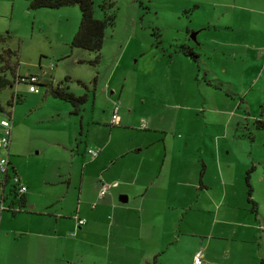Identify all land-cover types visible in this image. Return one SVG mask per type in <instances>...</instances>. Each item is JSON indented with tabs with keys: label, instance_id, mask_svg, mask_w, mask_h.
Returning a JSON list of instances; mask_svg holds the SVG:
<instances>
[{
	"label": "rangeland",
	"instance_id": "rangeland-1",
	"mask_svg": "<svg viewBox=\"0 0 264 264\" xmlns=\"http://www.w3.org/2000/svg\"><path fill=\"white\" fill-rule=\"evenodd\" d=\"M102 1L92 0L94 18L104 15L99 7ZM27 3L0 0V52L11 51L6 59L15 67L13 75L37 74L53 84L68 77L64 83L70 92L89 95L73 112L69 103L51 97L45 87L29 92L26 83L13 82L12 73L5 71L10 83L0 87V119L9 117L11 128L8 152L1 148L0 156L7 154V173L11 175L12 168L20 177L33 204L32 208L25 204L15 215L1 212L0 264H58L48 258L56 251L62 253L63 241H69L74 232L66 231L53 239L49 232L53 216L73 214L84 201L91 214L85 226H93V221L100 224L89 209L94 201L89 199V184L84 183L81 197L72 185L63 197V180L83 175L85 182L102 181L107 174L104 164H111L109 159L127 151L140 137L142 121L148 123V141L157 142L152 152L145 154L143 164H164L166 178L170 172L172 178L190 181L197 178L201 164H207L209 173L219 164V185L226 183V177H238L245 188L244 176L249 170L251 199L263 217V221L252 222L261 228L250 233L235 223L245 224L243 215L231 218L232 234L221 241L224 245L216 259L224 264H264V128L256 123L264 121V0H113L107 9L113 14V24L105 27L98 53L69 45L79 22L77 5L30 9ZM177 44L191 47L196 61L183 59L181 63L174 53ZM259 50L262 55L258 58ZM170 59L176 68L171 83L167 81ZM111 86L117 93L121 91L120 96H111ZM113 101L119 102L121 117L116 126L109 122ZM88 148L100 150L94 161L86 153ZM100 156L108 157L107 161L97 163ZM121 158L110 165L109 174L125 180L128 170L122 164L128 167L131 154ZM169 165L177 169L170 171ZM46 182L57 184L47 187ZM219 185L211 200L203 197L192 209L185 208L191 202L185 196L183 228L201 231L203 226L196 222L201 204L213 203L218 211L216 222L220 220L226 199L220 203ZM243 194L241 201L253 218L244 190ZM27 213L32 216L30 221L24 215ZM105 217L103 226L111 227L110 212ZM46 225L48 230L39 229ZM116 226L112 238L104 234L105 239L126 242L128 226L124 222ZM94 236L86 237V245L100 244L99 234ZM188 238L184 235L182 249H170L169 264L186 261ZM106 247L110 246L78 249L80 254L73 264H131L124 254L127 249L121 253ZM211 253L206 252L207 264H211Z\"/></svg>",
	"mask_w": 264,
	"mask_h": 264
},
{
	"label": "crops",
	"instance_id": "crops-1",
	"mask_svg": "<svg viewBox=\"0 0 264 264\" xmlns=\"http://www.w3.org/2000/svg\"><path fill=\"white\" fill-rule=\"evenodd\" d=\"M192 51L194 52L193 49ZM174 53H178L177 57H179V60L182 61L181 63H184L183 59H186L192 63L196 61H192L179 51L174 50ZM256 55L259 58L261 57L262 52L259 50V53ZM171 57L172 55L169 56V58ZM169 61H171L172 63L169 64L170 68L169 74L167 75V81L171 83V81L176 78V68L173 64V59H170ZM48 82L49 81L45 80L44 78H39L38 83ZM120 84V87L122 88L123 85L121 82ZM113 93H116V96H120L121 91L120 93H117L116 88L111 86V96L113 95ZM166 99L167 97L165 96L164 100ZM110 101H112V99H110ZM163 104L165 106V103ZM0 108L2 107L0 106ZM141 118H143V116ZM120 122L121 117H119L118 115V123L112 125H119ZM142 124H144V126L142 127L144 129L139 128L140 130L138 131L141 132V135L140 137L136 138V140L131 144V147H129L127 151H123L124 153L121 152L112 159H109L108 163L111 164H104L106 165L104 170L107 171V174H105L104 178L101 177L102 181L93 179V181L91 182H85L83 175H81L78 179H70V177H67L63 180V197H65L66 194L70 191L71 185L77 189L78 196L81 197L82 191L84 190V183L89 184V192L92 194L90 195L89 199L94 200L92 202L93 205H89V209L90 211H92V215H94L101 222L99 225H95V222L93 221V226H90V224L85 226L88 221L87 217L91 219V214L88 213V211L86 210V206L83 205L85 204V201L82 204L80 203L78 205L73 214H59L58 216L54 215L53 223L51 224V229L49 231L51 232V237L53 239H58L60 235L66 231L68 233L74 232V235L71 234L73 237L69 238V241H63L62 253H58L56 251L54 255L48 258L51 263L73 264V262L76 260V257L80 254L77 251L78 249L81 250L86 246H89L90 248H99L108 245L114 250H119L121 253L123 249H127L129 252L124 254L127 255V259H130L131 264H145L148 260L153 261V264H169L168 259L170 249H182L184 243L183 238L184 235H186L187 237H189L186 241L189 244V249L187 250L186 261L181 264H190L192 255L197 249L202 250V252L204 253L203 257L205 261L206 252L211 250L212 259L209 262H211V264H224L218 258L216 259V256L219 255L218 250L220 248H223L224 244L221 241L225 240V238L227 239L232 234L231 218L237 217L239 214L243 215L246 223H235L238 226L248 228L250 233H253L257 228H261L260 226H256L255 223L252 222V219L255 221H263L262 214L257 211L256 205L252 218L250 213L247 211V207H244V201H241L244 195L243 190L245 191V188H242L243 186L241 180L238 179V177H235L233 179L226 177V183L224 182L219 185L216 182L217 178H219L220 176V172L222 171L221 167H219V164H215L214 167L212 166V170L215 171L214 173H209V171L207 170V164H201V168L197 173V178L190 181H188V178L184 181L181 178H172L170 176V172H168L169 177H164V171L162 172L164 164H143L145 160V154L149 151L152 152L157 142L148 141L149 136L147 135L150 132H145L148 128L145 126H147L148 123L142 121L140 125ZM1 133L2 128L0 131V135ZM161 143L164 149V142L161 141ZM94 144L99 145L100 143ZM108 145L109 143H107L105 146L107 147ZM95 150H97V155L95 157L90 156L91 158H93L92 161L95 160L100 151L98 148ZM6 152H8V147L6 149ZM126 152L131 154V160L129 161L128 167L127 164H122L123 166H125V170L126 168L128 170V174H126L127 176L124 180L121 179L122 177L116 178L115 176L109 174V170L110 167L114 165V160L120 158V156L122 157L121 159H123L127 154ZM99 159L100 160L97 163L100 162L101 164V160H104L106 162L108 157H106V159H101L100 156ZM169 167L170 171L172 168H174V170L177 169L175 167H171V165H169ZM158 170L159 173H157ZM102 171L103 169L101 170V173ZM151 174L154 175L152 176ZM18 178L20 183L25 186V183L22 182L19 176ZM100 183H107L110 186L105 194L98 198L97 194L99 191ZM45 184H47V187H52L57 183L46 182ZM122 185H126L128 188L125 189ZM216 185L221 186L219 192L220 196H218L220 198V203H223V201L221 200L226 199V211L220 212V220L216 222L218 211H214L213 203L211 204V206H205L204 204H201L200 209H197L196 212V222L200 224V226H203L201 231L197 232L194 228L190 227L183 228L181 226V221L183 220V213L185 211V208L192 209L193 205L199 204L203 197L208 198L204 201L211 200V193L214 191ZM2 190L3 189L0 187V196ZM25 191L23 192L25 204H28L29 206H31L30 208H32L31 204L33 203H30L28 199L29 197L25 195ZM122 196L126 197V202L124 203H128L127 206H123L122 204L124 203H121L119 201V197ZM185 196L188 200H191V202L185 205V208H183L182 200L185 198ZM4 202L5 201H2L3 205L6 206L7 209H4L3 211H6L11 215H15L17 214V212H20L23 209L22 208L21 210H17L14 204L10 205V207L8 208L9 201L7 203ZM49 202L50 200H48V202L44 204V207L48 206ZM220 203H218V205H220ZM46 212L47 211H44L43 213ZM107 212H110L111 214V227H104L102 224V222L106 221L105 214H107ZM24 215H26V219L28 221L32 219V216H29L30 214L27 213ZM79 217L86 218V222L78 225L76 223V218ZM102 218H104L103 221ZM129 218H131L132 220H129ZM123 222L125 226H128L125 230L128 233L126 242H124L123 240H106L104 234H109V237L112 238V232L113 234H115L116 232V224L120 225ZM216 223L217 225H215ZM48 228L49 225H46L40 227L39 229L48 230ZM96 234H99L98 238H101L105 241L101 242L97 238V242H100L99 245L92 242H89V245H86V237L91 236L95 239L94 235ZM212 240H215L216 244L211 245ZM110 247L106 248L108 249Z\"/></svg>",
	"mask_w": 264,
	"mask_h": 264
},
{
	"label": "trees",
	"instance_id": "trees-1",
	"mask_svg": "<svg viewBox=\"0 0 264 264\" xmlns=\"http://www.w3.org/2000/svg\"><path fill=\"white\" fill-rule=\"evenodd\" d=\"M113 0H103L99 5L100 9L103 11L104 15L102 19H97L93 17L92 13V0H29L28 1V8L36 9V8H59L62 6H70V5H77L79 11V22L76 31L72 35L69 45L70 47L85 49L94 53H98L102 47L103 42V31L107 25L113 24V14L107 13V9H109L112 5ZM2 38V37H1ZM0 38V40H1ZM3 39V38H2ZM176 51H179L192 61H195L197 58V54L194 53L191 47L185 44H177L175 45ZM11 54L9 49H2L0 52V87H3L10 83V81L5 77L4 73L6 70H9L12 73L15 70V67L11 65L6 57ZM95 61V60H94ZM94 61H88L93 63ZM28 75H37V74H28ZM14 76V75H13ZM38 77V75H37ZM26 76H14L13 82H19L20 79H25ZM68 77H65L63 82L60 81L58 83L53 84L51 81L48 83H35L36 86L45 87V91L48 95L53 98L59 99L66 103H69L73 107V112H77L79 106L86 102L88 99V93H83L81 95H75L70 92L65 85L64 81L67 80ZM91 84L95 83V79L93 78ZM26 83V81H23ZM39 82V78H38ZM81 83L84 89L90 90L86 84ZM27 84V83H26ZM38 90V88H37ZM93 89H91L92 93ZM38 92V91H37ZM36 92V93H37ZM34 93V92H33ZM93 94L90 95L92 97ZM19 100L18 95L15 98V102ZM0 111L1 108H0ZM256 123L260 124V127L264 128V121ZM112 125V124H111ZM8 147V146H7ZM6 150V149H5ZM7 155V154H6ZM8 157V156H7ZM9 162L7 158V169L4 174L1 175L0 179V187L3 189L1 193L0 201H9L8 208L10 205H15L17 210L20 208L25 207V200L22 192L18 191V184H21L19 181L18 176L15 172L10 173L8 172ZM248 171H246L244 176V185H245V193H246V201L251 204L250 209L252 212L255 211V204L251 199V187L249 186L248 182ZM13 177H17V182L12 180ZM11 180V181H10Z\"/></svg>",
	"mask_w": 264,
	"mask_h": 264
},
{
	"label": "built area",
	"instance_id": "built-area-1",
	"mask_svg": "<svg viewBox=\"0 0 264 264\" xmlns=\"http://www.w3.org/2000/svg\"><path fill=\"white\" fill-rule=\"evenodd\" d=\"M25 76L26 78L20 79V81H26L28 85V91L36 93L38 91L37 86L35 85V83H38L37 75L26 74ZM118 103H119L118 101L112 102L110 124H113V125L118 123ZM0 113H2V111H0ZM0 126L2 128V133L0 135V149L1 148L7 149V146L9 143L10 128H11V122H10L9 117H7V119H0ZM141 126H144V124H142ZM87 153L89 156L95 157L97 155V150L87 149ZM6 169H7V155L3 157L0 156V175L4 174L6 172ZM12 180L14 182H17L18 178L13 177ZM109 186L110 185L107 183L99 184V191L97 194L98 198H100L101 196H103V194H105V192L109 189ZM18 191L23 193L25 191V186H23L22 184H18ZM4 209H7V207L3 205L2 201H0V212L3 211ZM76 223L78 225H81L84 223V219L76 218ZM203 256L204 254L201 249L195 250L192 255L190 264H207Z\"/></svg>",
	"mask_w": 264,
	"mask_h": 264
},
{
	"label": "water",
	"instance_id": "water-1",
	"mask_svg": "<svg viewBox=\"0 0 264 264\" xmlns=\"http://www.w3.org/2000/svg\"><path fill=\"white\" fill-rule=\"evenodd\" d=\"M119 201H120L121 203L126 202V197H125V196L119 197Z\"/></svg>",
	"mask_w": 264,
	"mask_h": 264
}]
</instances>
